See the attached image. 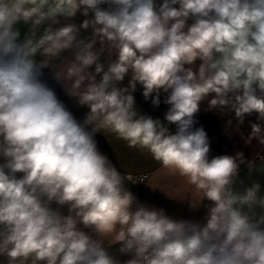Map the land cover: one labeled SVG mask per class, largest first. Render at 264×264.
<instances>
[{"label": "clouds", "instance_id": "obj_1", "mask_svg": "<svg viewBox=\"0 0 264 264\" xmlns=\"http://www.w3.org/2000/svg\"><path fill=\"white\" fill-rule=\"evenodd\" d=\"M104 3L115 10H101ZM48 4L0 0V158L5 161L0 164V255L8 264L29 259L33 264H120L78 230L82 223L111 237L109 245L120 244V254L134 257L125 264H264V216L253 223L242 211L264 209L260 186L244 193L231 187L243 153L210 161L207 133L202 127L192 131L201 103L213 93L211 107H226L229 94L234 96L231 107L241 124L253 113L264 120V0H164L159 11L155 0H54L44 11ZM81 7L85 16L95 13L82 25L92 27L91 42L78 41L80 29L68 25L55 32L49 28L39 41L16 43L20 33L14 26L20 21L58 23V15L74 16ZM189 18L195 23L185 32ZM69 49L74 60L56 79L90 108L84 125H95L97 132L102 117L130 147L147 148L165 168L186 177L203 192L202 200L215 205L206 226L173 220L163 209L144 205L132 211L135 197L125 189L124 177L39 79L48 62L37 64L36 54L58 56ZM105 51L118 56L106 71L99 63ZM198 59V74L185 68ZM93 65L95 75L88 71ZM129 73L130 87H117ZM137 84L145 100L156 94L157 107L160 91H170L165 119L178 126L175 135L160 120L138 116L131 94ZM251 129V136L261 131L255 123ZM52 202L68 205L71 214L51 210Z\"/></svg>", "mask_w": 264, "mask_h": 264}, {"label": "crops", "instance_id": "obj_2", "mask_svg": "<svg viewBox=\"0 0 264 264\" xmlns=\"http://www.w3.org/2000/svg\"><path fill=\"white\" fill-rule=\"evenodd\" d=\"M163 3L164 0H155L157 11H159ZM52 7H54V0H49L48 6L43 10L48 11ZM99 7L105 11L115 10V6L108 3L101 4ZM174 7L178 9L179 5H175ZM56 19L59 21L58 23L46 20L40 26L34 25L31 22L25 23L20 21L14 26V30L20 33L16 43L23 44L28 38H32L33 41H39L49 28L55 32L68 25H75L80 29L77 36L78 41L91 42V37L93 36L92 27L85 30L82 25L85 20L92 21L95 19L94 12L90 11L89 15L85 16L81 7L74 16L58 15ZM171 23H174V21ZM194 23L195 18H189L186 21L184 31L187 32L188 28ZM101 47L102 45L97 42L94 50L99 51ZM117 58L118 56L115 52L110 56L105 51L100 55L99 63L104 65L106 71L108 65L115 62ZM44 59L47 60L48 67L41 70L40 81L55 92L58 100L65 105L66 110L72 114L77 123L84 126L86 132L92 134L98 152L106 156L120 175L124 177L125 189L130 191L135 197L132 211L136 210L137 205H144L149 209H163L165 214L173 220L189 222L201 227L206 226L209 209L215 205L207 199L202 200L203 192L198 190L195 185L190 184L186 177L181 176L175 169L165 168L161 162L154 159L147 148H141L139 145L130 147L127 140L120 138L118 134L103 125L102 117H98L96 120L98 126L97 132L93 131L95 125H84L90 113V108L88 106H81L76 97L68 95L64 82L56 79V73L63 76L67 67V61L74 60V50L69 49L58 56L49 55L48 57L37 53L34 57L37 64L41 63ZM201 64L202 61L198 59L194 65H185V68H191L198 74ZM88 71L95 75V65L90 67ZM96 79L100 81L102 74L96 76ZM130 80L131 73L126 75L117 87L121 89L130 87ZM87 83L86 81L84 87H87ZM254 87L256 88V94L260 96L261 92L258 85ZM143 92V86L137 84L136 91L131 93L135 98V110L138 116L143 115L151 117L154 120H160L168 128L169 134L175 135L178 131V126L169 124L165 119L166 113L171 107L165 103L171 94L170 91L167 93L163 90L160 91V105L158 107L152 103V99L155 98L156 94L153 93L152 99L145 100ZM214 97L215 94L213 93L201 103L200 111L194 117L195 123L192 131L202 127L207 133L210 146L208 159L210 161L218 156L228 155L235 157L237 153H243V157L237 161V163H240V166L237 176L233 177L232 190L235 193H244L248 188L259 184L260 191L258 198H264V143H261V140L264 139V120H259L258 114L253 113L246 116L244 123L241 124L231 107V103L234 102V96L229 94V105L226 107L219 105L211 107L209 101ZM254 123L260 125L261 131L255 136H251V125ZM4 162L0 158V164ZM128 176L132 177L131 181L127 179ZM54 211L59 212L63 217L71 214L68 205L61 206L56 202ZM242 211L251 217L253 223H257L260 217L264 216V209L260 207H255L254 213L250 212L247 206ZM77 228L79 231L87 234L92 240L100 242L105 251L120 245H109L111 237H101L94 229L86 228L82 223H78ZM260 229L264 230V225H260Z\"/></svg>", "mask_w": 264, "mask_h": 264}, {"label": "rangeland", "instance_id": "obj_3", "mask_svg": "<svg viewBox=\"0 0 264 264\" xmlns=\"http://www.w3.org/2000/svg\"><path fill=\"white\" fill-rule=\"evenodd\" d=\"M5 172H6V174L11 175L10 170L5 169ZM16 178L17 179L23 178V173H16ZM54 205H55V202H52L50 204V208L53 211H54ZM120 247H121V245H119L118 247L113 248L111 250H107V252H108V254L110 256H112L115 259H117L120 262V264H125L126 261L134 258L132 255H123V254H120V252H119V248ZM0 264H8L7 257L6 256L0 255ZM15 264H33V261L31 259H29L27 261L20 260V261L15 262Z\"/></svg>", "mask_w": 264, "mask_h": 264}]
</instances>
